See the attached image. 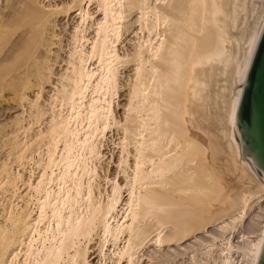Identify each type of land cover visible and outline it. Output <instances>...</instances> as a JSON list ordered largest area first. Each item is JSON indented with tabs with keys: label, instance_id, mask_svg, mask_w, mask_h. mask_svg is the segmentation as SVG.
I'll use <instances>...</instances> for the list:
<instances>
[{
	"label": "bare ground",
	"instance_id": "obj_1",
	"mask_svg": "<svg viewBox=\"0 0 264 264\" xmlns=\"http://www.w3.org/2000/svg\"><path fill=\"white\" fill-rule=\"evenodd\" d=\"M263 21L264 0H0V264H91L93 239L97 264L204 239L217 264H258L264 181L236 120ZM112 126L124 174L96 192ZM251 203L257 237L235 242Z\"/></svg>",
	"mask_w": 264,
	"mask_h": 264
},
{
	"label": "rangeland",
	"instance_id": "obj_2",
	"mask_svg": "<svg viewBox=\"0 0 264 264\" xmlns=\"http://www.w3.org/2000/svg\"><path fill=\"white\" fill-rule=\"evenodd\" d=\"M95 5L97 6L96 3L94 4V2H92V4L90 5V7L93 8L92 9L93 11H97V8L95 7ZM73 15H74V13H73ZM95 16L97 17L98 15H95ZM75 20H74V22H76ZM70 23H72V22H70ZM91 31H92V28H91ZM117 100H120V98L118 97ZM124 100H126V99H124V97H121V100H120L121 101V105L120 106H122V103L124 102ZM116 103H118V102H116ZM116 103H115L116 113L120 117V115L123 114V106L122 107L117 106ZM113 126H112V128L108 129L109 131H106V136L104 137V140H103V138L101 140L102 146L100 144V148H101V151H102V154H101L102 157L100 156V159L98 160V162H100V163L97 164V168L99 167L97 170L99 172V175L101 176V178L99 176L98 179H101V180H97L98 182L97 181L94 182V186L96 187V188L94 187V189L96 190V192L104 190V189L105 190H111L112 189V184H113L112 179L114 180L117 177V178L120 179V181H122L121 178H123V174H124L123 173V168L119 164V161L121 160L120 157H122V155H120V153L122 152L121 151L122 148H121V144L119 143L120 140H119L118 137H120L121 135L118 134L117 128L113 127ZM0 150H2V149H0ZM0 153H1V151H0ZM36 153L38 154V152H36ZM36 153L35 154L33 153V155H35L34 156L35 160H37V158L39 159V157H40ZM2 154H3V156H2ZM2 154L0 155V158H1V156L2 157L5 156L4 155L5 153H3V150H2ZM26 162H27L28 165H25L24 166L25 168L22 167L24 164H26ZM35 162L36 161H33V163H32V161L26 160L25 163L22 166L21 165L19 166V168H18V165L15 164L14 171L17 172L18 170L19 171L22 170V171H20L22 173V178H19V180L17 181L18 182L17 185H18L19 189H20V187H22L20 190H18V192H19L18 196H19L20 200L17 199V201L21 202V199H23L25 196H27V197L30 196L27 193H29V192L32 193V191L30 189H29V192H27L28 188L24 184L25 181L31 175V173H33V175H35L34 179H38L39 175L41 174V170L39 169L40 167ZM34 164L36 165V167L34 166ZM118 167H119V169H121V171L118 169ZM117 172H119V173L117 174ZM110 178H111V180H109ZM19 181H20V184H19ZM95 183H97V184L95 185ZM110 186H111V188H110ZM24 187H26V188H24ZM5 188H6V189H4V192L6 190L5 194L7 192L9 193V194L7 193L8 195H12L13 194L12 191H10V190L8 191L7 187H5ZM24 193L27 194V195H25ZM126 194L127 193L125 192L124 195H126ZM21 195H23V196H21ZM12 198L14 199V197H12ZM34 198L35 197L32 198V196H31L30 200L32 202H34L35 201V200L33 201ZM32 206H33V204H32ZM259 208H261V207H259L258 204L252 206V203H251V208L248 209V214H247V216H246V218H245V220L243 222L242 227L241 228H237L234 232H232V234H233V235L231 234V237L233 238L232 240H234L235 242L241 241V236H243L244 233H245L244 234V238L245 239L246 238L254 239L255 236L257 237L258 231L260 229V224L262 222V220H261L262 219V217H261L262 211ZM245 222H246V224H245ZM249 222H252V224L248 225ZM95 240L93 239L90 242L91 245L89 244L91 246L90 253L92 254V256L90 258L91 259V264H97V262H98V258H97V255H98L97 242ZM205 241H206V239H204L202 241H199V243L196 242V243L191 244V246L193 245V246H195V248L194 247L192 248V247L189 246V248H186V250L184 249V250L180 251L178 254H175V256H173L174 257L173 259H172V257H169L172 260H167V259H169V258H167L166 260H162L161 262L159 261L158 263L156 261H151L152 263L149 262V264H214V263L217 264L220 261L219 259L221 257L219 258V256H221V250H222V249H220L222 247L221 244L218 243L219 240H216L215 243L216 244L218 243V245H220L221 247H219L218 250H216L215 248L218 247V245H217V247L214 248L215 250H208V251L206 250V248H205L206 246L204 245V244H206ZM200 242H201V245H197V244H200ZM203 245H204V248H203ZM219 249H220V251H219ZM233 255H234V258L236 260H237V258H239V255L237 253H233ZM215 257L216 258L218 257L219 259L218 258L216 259ZM210 258L214 259V261L212 259H210ZM217 260H218V262H217ZM147 262H148V260L145 261V258H144L142 264H148ZM109 264H111V262H109Z\"/></svg>",
	"mask_w": 264,
	"mask_h": 264
},
{
	"label": "water",
	"instance_id": "obj_3",
	"mask_svg": "<svg viewBox=\"0 0 264 264\" xmlns=\"http://www.w3.org/2000/svg\"><path fill=\"white\" fill-rule=\"evenodd\" d=\"M236 126L248 168L264 181V21L238 104ZM258 264H264V244Z\"/></svg>",
	"mask_w": 264,
	"mask_h": 264
}]
</instances>
